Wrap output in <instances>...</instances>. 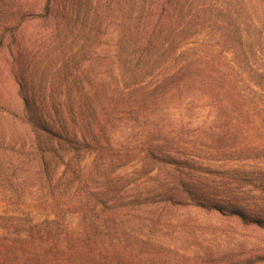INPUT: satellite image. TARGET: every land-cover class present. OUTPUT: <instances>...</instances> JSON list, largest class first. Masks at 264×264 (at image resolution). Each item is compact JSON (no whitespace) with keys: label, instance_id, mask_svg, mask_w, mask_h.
<instances>
[{"label":"rangeland","instance_id":"rangeland-1","mask_svg":"<svg viewBox=\"0 0 264 264\" xmlns=\"http://www.w3.org/2000/svg\"><path fill=\"white\" fill-rule=\"evenodd\" d=\"M43 1L21 0L38 11ZM88 1L99 10L107 0ZM80 6L76 32L56 36L37 16L21 26L38 114L62 137L0 111V264H264V228L168 200L182 179L264 218V79L253 59L240 69L203 29L166 70L189 65L197 83L159 91L151 75L126 88L112 20L82 49ZM1 99L22 107L10 85Z\"/></svg>","mask_w":264,"mask_h":264},{"label":"trees","instance_id":"trees-1","mask_svg":"<svg viewBox=\"0 0 264 264\" xmlns=\"http://www.w3.org/2000/svg\"><path fill=\"white\" fill-rule=\"evenodd\" d=\"M79 1L44 0L38 11L35 4L25 6L21 0H0V111L25 119L50 137L62 135L39 116L37 101L31 92L33 80H28L26 74L28 56H33L35 50H30L26 44L21 26L33 16L42 21L44 31H56V36L62 31L68 34L76 32L75 25L81 17L75 10L84 4L89 13V28L80 45L88 51L87 42L96 44L103 21L112 20L117 31L116 54L121 81L124 87L133 90L146 88L142 82L151 75L159 78L153 87L159 91H166L171 80L184 85L197 83L199 80L193 77L189 65L169 74L166 70L171 59H176L177 49L191 37L199 36L203 29L212 34L208 39L212 44L234 53L240 69L247 70L251 65L248 60L252 58L256 65L255 77L264 79V0H107L99 10L91 9L88 0L80 4ZM114 5L117 13L112 15L110 9ZM76 36L79 37V30ZM8 85L15 88L21 100L18 112L2 104L1 97ZM149 154L151 161L157 160L153 152ZM176 184L177 190L168 196L169 202L190 201L235 216L244 224L264 228L263 217L251 215L238 206L214 203L203 192H193L182 179Z\"/></svg>","mask_w":264,"mask_h":264}]
</instances>
